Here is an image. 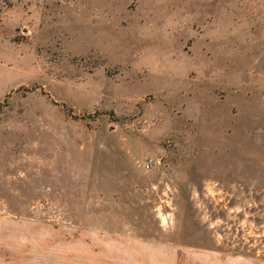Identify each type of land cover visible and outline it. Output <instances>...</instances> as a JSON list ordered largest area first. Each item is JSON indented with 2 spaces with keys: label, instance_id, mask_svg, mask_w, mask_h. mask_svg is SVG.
<instances>
[{
  "label": "rangeland",
  "instance_id": "obj_1",
  "mask_svg": "<svg viewBox=\"0 0 264 264\" xmlns=\"http://www.w3.org/2000/svg\"><path fill=\"white\" fill-rule=\"evenodd\" d=\"M0 264H264V0H0Z\"/></svg>",
  "mask_w": 264,
  "mask_h": 264
},
{
  "label": "trees",
  "instance_id": "obj_2",
  "mask_svg": "<svg viewBox=\"0 0 264 264\" xmlns=\"http://www.w3.org/2000/svg\"><path fill=\"white\" fill-rule=\"evenodd\" d=\"M69 110H71V108Z\"/></svg>",
  "mask_w": 264,
  "mask_h": 264
}]
</instances>
